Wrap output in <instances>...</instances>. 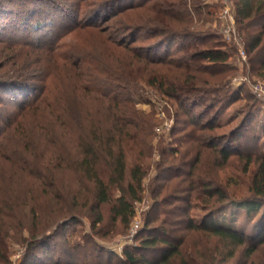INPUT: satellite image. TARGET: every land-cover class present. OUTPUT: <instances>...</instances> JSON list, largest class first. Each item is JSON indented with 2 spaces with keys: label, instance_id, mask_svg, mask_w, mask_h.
<instances>
[{
  "label": "rangeland",
  "instance_id": "obj_1",
  "mask_svg": "<svg viewBox=\"0 0 264 264\" xmlns=\"http://www.w3.org/2000/svg\"><path fill=\"white\" fill-rule=\"evenodd\" d=\"M112 1L115 0H0V210L8 215L5 225L11 229L20 228L21 237H28L30 231L38 229L49 236L40 254L48 253L63 262L72 255L74 264H106L107 261L116 264L124 249L137 245V237L145 227L163 225L161 222L169 217V213L172 219L189 217L200 222L210 212L218 211L225 202L228 205L231 201L255 200L250 184L257 164L246 167L245 156L253 159L257 151H264V93L257 97L251 88L255 82L264 85V79L258 75L257 65L250 60L252 54L244 46V33L236 18V0H227V3L245 59L239 54V46L222 33L227 28L219 17L222 0H186L190 24L180 27L171 24L172 29L164 22L158 24H165L170 31L177 30L179 34L188 30L201 38L212 37L211 45L225 44L223 49L230 55L227 65L215 76H205L210 82L205 89L211 92L190 97L181 107L148 86L143 75L130 84L134 89V110L142 113L152 125L145 142L133 147L126 157L127 169L137 164L143 171L137 192L139 199L131 202L134 215L127 225L112 216L110 204H95L93 183L76 172L71 163L77 159L73 135L51 116L52 113L69 112L63 111L60 103H56L57 110L53 108L54 99L59 96L55 92L61 95L64 91L62 105H65L70 91L66 81L63 84L59 79L50 95L43 90L46 85L44 75L52 67L47 48L53 46L60 53L71 50L75 44L79 47L88 45L89 38L85 39V35L79 33V26L91 23L94 11L103 9L97 20L98 28L114 34L121 32L127 24L123 22V16L111 18V11L145 2L122 0L113 4ZM165 1L173 0H149L146 3H156V8L161 6L160 10H163ZM140 11L137 13L142 14ZM165 20L168 22L167 18ZM121 34L126 37L130 32ZM159 39L142 32L134 44L128 38L125 43L131 44L130 47L149 46ZM90 43L88 49L94 58H100ZM195 43L200 40L179 36L170 53L179 57L183 54L181 45ZM111 63L115 65V62ZM233 94L237 100L227 103V98ZM75 95L77 110L74 113L88 114L87 120L104 124L108 121L106 113H114L111 103L97 93L79 90ZM41 98L46 100L38 105ZM35 101L36 107H31ZM40 121L53 122L54 133L37 126L36 122ZM199 124L212 127L199 130ZM48 134L55 137L54 143L46 141ZM195 138L199 140L195 141ZM223 147L229 153L225 162L215 153ZM38 175L44 178L43 187L38 185ZM191 179L211 186L206 188L196 182L195 191H191ZM125 185L126 180L122 187ZM50 188H55L54 198L49 194ZM221 191L227 197L224 202L219 201L218 195L214 196L217 200L206 201L209 193ZM119 194V188L113 186L112 198ZM263 208L261 205L256 214L250 215L243 208L227 206L215 218L255 237L264 226ZM135 221L139 223L137 229L133 228ZM183 234L200 249H223L222 242L202 232L180 229L175 235ZM20 239L19 235L17 239L7 240L13 262L20 258L25 248ZM244 253L243 245L226 264H264V243L250 256ZM220 259L222 257L218 255L216 261Z\"/></svg>",
  "mask_w": 264,
  "mask_h": 264
},
{
  "label": "trees",
  "instance_id": "obj_2",
  "mask_svg": "<svg viewBox=\"0 0 264 264\" xmlns=\"http://www.w3.org/2000/svg\"><path fill=\"white\" fill-rule=\"evenodd\" d=\"M119 1L122 0H115L112 3ZM146 2L149 0L111 11L109 15L111 18L123 16V22L127 25L121 28V32H130V35L126 37L118 31L114 35L98 28L97 20L103 9L94 11L91 15V23L79 26V33H83L85 39L89 38L88 45L79 47L75 44L71 50L60 53L53 46L47 48L52 67H49L44 75L46 85L43 90L48 91L49 94L54 90L56 81L59 79L63 84H67L70 91L65 105H62L64 91L61 95L55 92L60 98L58 96L57 100L54 99L53 108L54 111L57 110L56 103L57 105L60 103L63 111L69 110V112L52 113L51 116L54 117L55 122L58 121L67 129L68 134L73 135L77 159L75 163H71L74 164L76 172H80L86 179L90 178L89 181L93 183L95 204H110V213L114 218H119L124 225H127L134 215L131 202L139 199L137 192L143 178L140 165L132 164L127 169L126 157L133 147L145 142L147 131L152 128L149 121L145 120V116L134 110L132 106L134 89L132 90L130 84L143 75L144 82L148 86L157 89L163 96L173 99L181 107L190 97L211 92L205 89L210 84L205 76L213 77L218 74L220 69L226 67L230 57L223 49L226 47L225 44L211 45L209 43L212 37L201 38L187 32L188 30L182 31L181 34L177 30H169L174 24L180 27L191 23L189 4L186 0L165 1L166 7L163 10H160L161 6L156 8V3L149 5ZM140 10L143 11L142 14L137 13ZM236 18L244 33V46L247 52L252 54L251 63L257 65L258 75L264 79V0H236ZM158 22L168 24L169 28ZM142 32L151 38L159 37L160 39L149 46L130 47L138 40V35ZM121 35L123 38L120 37ZM179 36L200 40V43L179 45L183 54L177 57L171 54L170 50ZM126 38L131 44L125 43ZM89 41H91L90 45L97 49L100 58H94L93 52L88 49ZM111 62H115V65ZM99 74L103 76L98 77ZM79 90L87 94L97 93L111 103L114 113H106L108 120L106 123L87 120L88 114L85 113L84 116L78 112L74 113L77 110L74 106L75 94ZM45 100L46 98L39 99L38 105ZM235 100L237 96L233 94L227 98L226 102ZM36 101L31 107H36ZM204 116L205 114L201 118ZM36 124L43 131L54 133L53 122L41 123L40 121ZM210 127L212 126L199 124V130H208ZM138 138H142L141 143ZM45 139L50 143L55 142V137L49 134ZM197 139L199 140V138L194 140ZM215 153L222 162L229 157L225 147L216 149ZM195 160L198 162V156ZM245 164L246 167L257 164L250 184L255 200L229 201L230 205H226L225 202L217 209L218 211L210 212L200 222L189 217L172 219V214L169 213V217L161 222L163 225L145 227L137 237V245L124 249L121 256L117 258L116 264H226L235 256L237 248L243 245L246 256L254 253L264 243V226L258 235L252 237L234 225H228L223 220L219 222L215 218V215L219 211L223 212V208L227 206L243 208L250 215L256 214L261 205L264 206V151H257L253 159L245 156ZM36 178L38 185L43 187L44 178L42 179L39 175ZM125 180L126 185L122 187ZM196 182L206 188L211 186L206 185V182L202 183L201 180L191 179L189 185L191 191H195ZM113 186L118 187L120 191L119 196L115 198L111 195ZM49 194L54 198L55 188H50ZM215 195H218L220 202L227 199L225 193L221 191V193H209L206 201L215 198ZM7 217L8 215L0 210V264H74L72 255H69L70 259H67V262H63L59 257H50L48 253L40 254L49 236H45V233L38 229L39 231H30L28 237H21L20 228L11 229V226L5 225L4 220ZM180 229L184 232L198 231L213 237L223 243V249L222 251L206 247L200 249L194 242L188 241L184 234L175 235ZM19 235L25 248L20 258L13 262L7 240L12 237L17 239ZM257 239L258 241H255ZM218 255L222 257L220 261H216ZM106 264H111V261H107Z\"/></svg>",
  "mask_w": 264,
  "mask_h": 264
},
{
  "label": "built area",
  "instance_id": "obj_3",
  "mask_svg": "<svg viewBox=\"0 0 264 264\" xmlns=\"http://www.w3.org/2000/svg\"><path fill=\"white\" fill-rule=\"evenodd\" d=\"M223 6H222V10L221 13L219 15L220 19H222L225 23L227 28L225 29V31H222V33L226 34V37L229 40H233L235 42V44L237 46H239L238 51L240 56L245 59L246 55H245V51L244 49L240 46V43L238 42L240 39V36L237 35L236 30L234 28V18L232 16L231 13V7L230 5L227 3V0H222ZM251 88L253 93L257 96V97H261L263 95V88L264 85H262V83L259 82H255L254 84H251ZM133 228L137 229L139 228V223L137 221H135Z\"/></svg>",
  "mask_w": 264,
  "mask_h": 264
}]
</instances>
